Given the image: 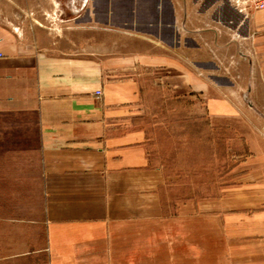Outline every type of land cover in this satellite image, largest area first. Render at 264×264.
<instances>
[{
  "label": "crops",
  "instance_id": "obj_1",
  "mask_svg": "<svg viewBox=\"0 0 264 264\" xmlns=\"http://www.w3.org/2000/svg\"><path fill=\"white\" fill-rule=\"evenodd\" d=\"M54 19L130 24L55 34L41 24ZM152 81L173 103L186 86L245 143L229 206L167 202L148 147ZM0 114L34 119L45 188L43 240L0 264H264V9L0 0Z\"/></svg>",
  "mask_w": 264,
  "mask_h": 264
},
{
  "label": "rangeland",
  "instance_id": "obj_2",
  "mask_svg": "<svg viewBox=\"0 0 264 264\" xmlns=\"http://www.w3.org/2000/svg\"><path fill=\"white\" fill-rule=\"evenodd\" d=\"M41 24L63 34L79 25L88 32L99 26L124 30L130 23L54 19ZM147 90L149 153L165 171L167 202L176 209L189 201L223 199L224 207L229 206L234 200L229 194L237 184L236 167L249 154L239 134L225 125V119L221 123L210 119L203 98H190L186 86L176 103L171 98L176 94L167 84L152 81ZM44 208L34 119L0 114V255L26 252L41 243Z\"/></svg>",
  "mask_w": 264,
  "mask_h": 264
},
{
  "label": "built area",
  "instance_id": "obj_3",
  "mask_svg": "<svg viewBox=\"0 0 264 264\" xmlns=\"http://www.w3.org/2000/svg\"><path fill=\"white\" fill-rule=\"evenodd\" d=\"M229 3L245 15L252 11L264 9V0H229ZM97 94H100V91Z\"/></svg>",
  "mask_w": 264,
  "mask_h": 264
}]
</instances>
